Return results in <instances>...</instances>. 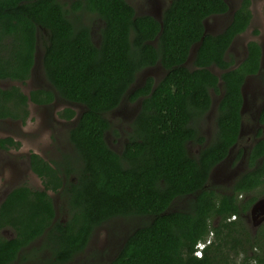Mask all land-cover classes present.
<instances>
[{
  "label": "trees",
  "instance_id": "obj_1",
  "mask_svg": "<svg viewBox=\"0 0 264 264\" xmlns=\"http://www.w3.org/2000/svg\"><path fill=\"white\" fill-rule=\"evenodd\" d=\"M228 10L226 0H171L158 19L137 14L128 0H0V79H28L42 42L47 80L62 98L84 105L69 134L79 163L68 155L52 163L31 153L43 187L19 185L0 203V264L38 259L42 251L50 253L51 264H65L87 248L98 226L116 217L145 220L108 264H264V221L252 232L247 220L264 194V137L250 148L249 168L228 192L207 188L212 170L240 138L243 87L261 68L256 40L238 65L227 59L252 21L251 0H242L222 32H206L205 20ZM87 16L101 20L98 43ZM156 64L165 75L158 82L148 77L129 94L141 105L118 152L106 140L107 113L128 96L138 73ZM214 65L224 70L220 76ZM220 83L217 129L205 145L199 121ZM54 97L50 89L26 94L17 85L0 86V119L25 121L29 100L50 104ZM61 115L75 112L66 108ZM259 121L264 125V105ZM191 141L203 144L197 156L189 153ZM19 145L12 137L0 139L3 148ZM49 191L64 201L66 219L57 217ZM187 196H193L187 208L170 209ZM210 231L212 244L197 257L195 245Z\"/></svg>",
  "mask_w": 264,
  "mask_h": 264
},
{
  "label": "rangeland",
  "instance_id": "obj_2",
  "mask_svg": "<svg viewBox=\"0 0 264 264\" xmlns=\"http://www.w3.org/2000/svg\"><path fill=\"white\" fill-rule=\"evenodd\" d=\"M68 1V0H65ZM139 15L150 14L161 18L164 10L169 6L171 0H128ZM229 10L224 14L212 15L205 20L206 32L217 34L222 32L230 23L234 11L239 7L242 0H226ZM252 21L249 27L238 35L227 55V59H233L234 65H238L247 54V44L251 40L258 41L263 48L261 68L258 73L247 77L243 87L244 104L241 134L238 142L232 147L227 158L216 165L212 170L207 188H212L218 193L228 192L235 179L248 170V153L252 145L261 137H264V125L259 121L260 111L264 105V0H251ZM86 22L91 25L93 40L98 43L100 37L101 20L87 16ZM197 45L192 47L186 65L193 68ZM44 48L42 42L38 43L36 50L35 65L31 76L25 81L0 79V86L9 88L13 85L20 87L25 93L33 89L45 88L55 92L53 102L40 105L29 101V115L25 121L11 118L0 119V139L12 137L19 142L18 147L3 148L0 146V203L7 193L14 187L27 184L33 188H42V180L36 175L30 165L29 155L33 152L40 154L50 162H61L68 155L69 161L79 163L69 139L70 130L76 125L77 119L84 110V105L71 102L62 98L53 85L47 80L43 65L42 56ZM211 69L217 75L224 71L218 66ZM166 73L164 67L156 64L140 71L135 82L129 89L120 105L107 113L111 122V128L106 133L108 144L116 151H122L129 133L132 129L134 118L139 112L141 100L131 101L129 94L137 87L142 86L148 77H153L158 82ZM223 90L221 83L219 90H212V105L208 112L199 121V130L205 137V145L210 143L217 129V109ZM73 109L75 115L67 118L61 115L66 109ZM203 144L191 141L188 143V150L192 156H197ZM55 201L57 217L66 219L68 216L66 205L59 194L49 191ZM252 192L251 194H255ZM193 196L177 198L171 210L185 209ZM264 200L262 194L254 203L258 204ZM252 207L247 215L248 225L252 232H255L258 225L264 221L263 211L258 207ZM232 219H235L232 217ZM143 217H116L104 222L93 232L87 248L78 254L73 260L65 264H108L119 252L126 237L144 221ZM216 219L213 221L216 224ZM6 237L13 236L10 229L2 232ZM43 239H39L35 245L40 246ZM50 253L42 251L38 259H25L14 264H51Z\"/></svg>",
  "mask_w": 264,
  "mask_h": 264
},
{
  "label": "built area",
  "instance_id": "obj_3",
  "mask_svg": "<svg viewBox=\"0 0 264 264\" xmlns=\"http://www.w3.org/2000/svg\"><path fill=\"white\" fill-rule=\"evenodd\" d=\"M212 235L213 234H211L207 239H205V240H200V241H198V243L196 244V248H195V255L197 256V257H201V256H203V254H204V250H205V248H206V246L211 242V239H212Z\"/></svg>",
  "mask_w": 264,
  "mask_h": 264
},
{
  "label": "clouds",
  "instance_id": "obj_4",
  "mask_svg": "<svg viewBox=\"0 0 264 264\" xmlns=\"http://www.w3.org/2000/svg\"><path fill=\"white\" fill-rule=\"evenodd\" d=\"M211 234H213V232L212 231H210V233H209V235L206 237V238H204V239H201V240H205V239H207ZM213 239H214V234L212 235V239H211V242L206 246V248H205V250L209 247V245H211L212 244V241H213ZM200 241V240H199ZM198 243V242H197ZM195 248H196V245H195ZM204 250V251H205ZM195 252V251H194ZM195 254V253H194ZM204 255V254H203ZM202 257V256H201Z\"/></svg>",
  "mask_w": 264,
  "mask_h": 264
},
{
  "label": "flooded vegetation",
  "instance_id": "obj_5",
  "mask_svg": "<svg viewBox=\"0 0 264 264\" xmlns=\"http://www.w3.org/2000/svg\"><path fill=\"white\" fill-rule=\"evenodd\" d=\"M261 45V44H260ZM262 47V46H261ZM262 58H263V48H262ZM261 62H262V59H261ZM24 92V91H23ZM26 94H30V93H26ZM31 101V100H29ZM29 101H28V107H29ZM40 105H45V104H40ZM260 211H263V208L262 207H259L258 208Z\"/></svg>",
  "mask_w": 264,
  "mask_h": 264
},
{
  "label": "water",
  "instance_id": "obj_6",
  "mask_svg": "<svg viewBox=\"0 0 264 264\" xmlns=\"http://www.w3.org/2000/svg\"><path fill=\"white\" fill-rule=\"evenodd\" d=\"M155 17V16H154ZM157 18V17H156ZM159 19V18H158ZM263 205H264V200H262L260 203H258V204H255L254 205V207L256 208V207H262L263 208Z\"/></svg>",
  "mask_w": 264,
  "mask_h": 264
}]
</instances>
